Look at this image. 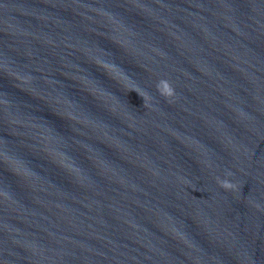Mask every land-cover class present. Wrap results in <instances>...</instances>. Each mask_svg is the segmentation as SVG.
<instances>
[{
  "label": "water",
  "instance_id": "obj_1",
  "mask_svg": "<svg viewBox=\"0 0 264 264\" xmlns=\"http://www.w3.org/2000/svg\"><path fill=\"white\" fill-rule=\"evenodd\" d=\"M0 264H264V0H0Z\"/></svg>",
  "mask_w": 264,
  "mask_h": 264
},
{
  "label": "clouds",
  "instance_id": "obj_2",
  "mask_svg": "<svg viewBox=\"0 0 264 264\" xmlns=\"http://www.w3.org/2000/svg\"><path fill=\"white\" fill-rule=\"evenodd\" d=\"M161 84H164V85H165V89H166V91H161V88H160V85H161ZM161 84L159 85V89H160L161 93H162L163 95H165V96L170 97V96L172 95V90H171L169 84L166 83V82H162ZM221 187H223V188H225V189H231V188L233 187V185H231L230 183H227V182H223V183L221 184Z\"/></svg>",
  "mask_w": 264,
  "mask_h": 264
}]
</instances>
